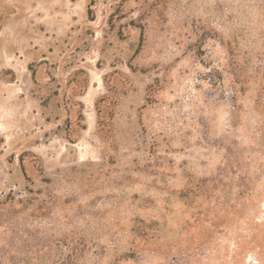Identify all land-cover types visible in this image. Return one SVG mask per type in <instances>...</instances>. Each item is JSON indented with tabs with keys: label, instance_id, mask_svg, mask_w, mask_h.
Segmentation results:
<instances>
[{
	"label": "rangeland",
	"instance_id": "374dc122",
	"mask_svg": "<svg viewBox=\"0 0 264 264\" xmlns=\"http://www.w3.org/2000/svg\"><path fill=\"white\" fill-rule=\"evenodd\" d=\"M228 45L264 71V0H0V264L69 239L77 264H108L150 208L163 247L119 264H264V117ZM191 182L205 197L185 206Z\"/></svg>",
	"mask_w": 264,
	"mask_h": 264
},
{
	"label": "trees",
	"instance_id": "16d2710c",
	"mask_svg": "<svg viewBox=\"0 0 264 264\" xmlns=\"http://www.w3.org/2000/svg\"><path fill=\"white\" fill-rule=\"evenodd\" d=\"M89 13H92L91 10H89ZM237 48L238 45L236 47L229 46L228 49V53L232 59V64L234 65V83H239L241 85L242 90L240 91L242 92H245L252 83L257 85L259 96L258 99L254 102V113L264 117V102L262 103L261 100L264 95V71L260 72L256 69L255 76H252V74H250L248 60H246V64L244 65L237 62V59L242 56L241 52L239 53ZM243 55L246 54L243 53ZM256 60H262L264 62V53L262 54L261 58L257 57ZM86 83L87 80L84 79L83 82L78 85V89H80L81 92H83V90L86 88ZM233 89H235L234 86ZM110 91H112V95L102 96L95 103L98 127L103 139L106 142H111L112 140L111 122L113 120L115 106L118 102V99L116 98L117 87L113 86ZM237 94V90H234V92H232V98H236ZM82 121L83 116L80 114L78 116V123L74 126L70 125L67 129L66 139L69 142L74 143L75 133L77 129L76 127H80L81 130L84 129V126H82L81 124ZM262 124L264 126V120L262 121ZM202 186L203 185L200 182H191L189 186L184 187L174 195L177 196V199H179V201H181V203L185 206H191L205 197V192ZM145 203L148 206L154 205L151 201L148 200ZM173 204V199L172 197H170L168 208H165L168 213L169 206L173 207ZM150 209V211L152 212H140L130 220L128 249L125 252L114 256L108 262V264H119V262L122 260H135L140 256L141 253L147 250H159L163 247L161 232L166 224H162L157 218V213L153 212L155 211V208ZM166 211L164 214L165 216L168 215ZM85 245L86 243L84 241L75 244L71 239L65 240L63 242V248L66 250V252H64V249L60 250L58 254H55V250L50 251L48 254L47 264H77L78 259L82 257L84 253V250L86 248ZM97 258L98 255L95 256V259Z\"/></svg>",
	"mask_w": 264,
	"mask_h": 264
}]
</instances>
